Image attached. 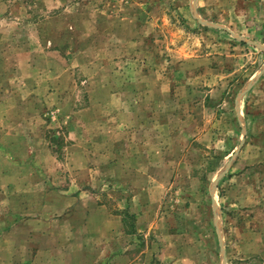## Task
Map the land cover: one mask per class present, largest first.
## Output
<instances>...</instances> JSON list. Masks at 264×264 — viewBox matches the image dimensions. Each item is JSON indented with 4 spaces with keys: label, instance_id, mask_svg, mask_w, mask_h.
I'll use <instances>...</instances> for the list:
<instances>
[{
    "label": "rangeland",
    "instance_id": "obj_1",
    "mask_svg": "<svg viewBox=\"0 0 264 264\" xmlns=\"http://www.w3.org/2000/svg\"><path fill=\"white\" fill-rule=\"evenodd\" d=\"M44 194L135 225L97 264H264V0H0V234Z\"/></svg>",
    "mask_w": 264,
    "mask_h": 264
},
{
    "label": "crops",
    "instance_id": "obj_2",
    "mask_svg": "<svg viewBox=\"0 0 264 264\" xmlns=\"http://www.w3.org/2000/svg\"><path fill=\"white\" fill-rule=\"evenodd\" d=\"M11 153L10 157H15L17 159L20 158L19 154L22 155L21 150L18 149V145L16 142L12 143L11 145ZM20 162V160H18ZM11 189H14V192L18 189V184L14 183V185H9ZM23 190L20 189L19 191ZM30 191H32L30 189ZM21 195V194H20ZM81 195V194H80ZM60 197L59 200H56L54 203H51L50 196L48 194H44L42 196V200L40 205H34L31 203H25L22 207L24 209H30V218H28L26 221L20 220L19 221V228L20 231L14 233L13 235L9 232L1 233L0 234V248H7V250H10V247L12 243L14 242V251L20 253H25L27 255V252L31 253V260L29 261L30 264H45L49 259L52 258L53 264H58L57 260L61 262V264H67L64 259H67L68 257H72L77 253V259L81 258L83 261L82 264H97L95 255L93 251H89L90 249H87L88 246L93 245L94 241L98 240L99 238H108L112 243L116 241L117 237H119V233L122 232V234H127V236H136L137 229L135 228V225H131L132 229L129 230L126 228V216L123 214V212L117 213H109L106 211L105 213H102V210L105 205L101 201H98L96 197L93 199V203L89 204V206L84 208V211L80 215L84 217V220L77 221L75 220V225L85 226V225H91L94 232H92V228H88L89 232L86 231L80 232H62L60 234H52L51 232H47V229L44 230L43 226L46 225V220H43L39 216V212L37 213V209H41V211L46 209H52L55 208H63L64 198L62 195H57ZM103 203V204H102ZM66 204V203H65ZM80 204V203H79ZM80 206V205H79ZM94 207H96L97 214L95 212ZM66 211H75L76 209H79V207H76L74 205L72 206H65ZM35 209V210H34ZM36 211L35 216L33 217V212ZM145 213V212H144ZM143 213V214H144ZM69 215V214H68ZM118 215L119 218L121 217V228L117 227L118 224ZM122 215V216H121ZM127 215V214H126ZM128 216V215H127ZM135 218H140L141 214L134 216ZM114 218V220H113ZM134 218V219H135ZM65 220V218L62 219ZM113 220V221H112ZM102 221V225H98L97 222ZM26 223L29 224L30 227L26 226ZM110 223L114 224L115 228H112L113 226L110 225ZM102 226V227H100ZM96 227L98 229H96ZM77 230H80L78 226H76ZM106 228V229H105ZM62 241H66L68 238L72 240H76L77 243L75 244L76 248H65V243L59 242L56 240L61 239L59 236H63ZM49 240V241H48ZM29 241L30 245L26 246L24 249V244ZM51 241V242H50ZM56 241V242H55ZM9 247V248H8ZM113 247V245L111 246ZM23 253V254H24ZM115 256L118 257V252H112L108 257H106V260H112L115 258ZM56 261V262H55ZM92 262V263H91ZM76 264V263H75Z\"/></svg>",
    "mask_w": 264,
    "mask_h": 264
},
{
    "label": "water",
    "instance_id": "obj_3",
    "mask_svg": "<svg viewBox=\"0 0 264 264\" xmlns=\"http://www.w3.org/2000/svg\"><path fill=\"white\" fill-rule=\"evenodd\" d=\"M225 169H228V166ZM221 175H223V173Z\"/></svg>",
    "mask_w": 264,
    "mask_h": 264
}]
</instances>
